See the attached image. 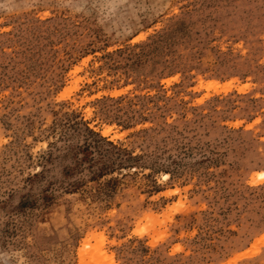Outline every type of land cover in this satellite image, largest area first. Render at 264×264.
Listing matches in <instances>:
<instances>
[{
	"label": "rangeland",
	"instance_id": "rangeland-1",
	"mask_svg": "<svg viewBox=\"0 0 264 264\" xmlns=\"http://www.w3.org/2000/svg\"><path fill=\"white\" fill-rule=\"evenodd\" d=\"M13 8L0 264H264V0Z\"/></svg>",
	"mask_w": 264,
	"mask_h": 264
},
{
	"label": "clouds",
	"instance_id": "clouds-1",
	"mask_svg": "<svg viewBox=\"0 0 264 264\" xmlns=\"http://www.w3.org/2000/svg\"><path fill=\"white\" fill-rule=\"evenodd\" d=\"M15 0H0V11L4 12H11L14 10ZM19 264H27V257L24 256L20 261Z\"/></svg>",
	"mask_w": 264,
	"mask_h": 264
},
{
	"label": "bare ground",
	"instance_id": "bare-ground-1",
	"mask_svg": "<svg viewBox=\"0 0 264 264\" xmlns=\"http://www.w3.org/2000/svg\"><path fill=\"white\" fill-rule=\"evenodd\" d=\"M260 174H261L262 176H264V172H261ZM261 242H262V243L264 242V236H263L260 240L256 241L254 247H257L258 244L261 243Z\"/></svg>",
	"mask_w": 264,
	"mask_h": 264
},
{
	"label": "trees",
	"instance_id": "trees-1",
	"mask_svg": "<svg viewBox=\"0 0 264 264\" xmlns=\"http://www.w3.org/2000/svg\"><path fill=\"white\" fill-rule=\"evenodd\" d=\"M93 132V131H92Z\"/></svg>",
	"mask_w": 264,
	"mask_h": 264
}]
</instances>
